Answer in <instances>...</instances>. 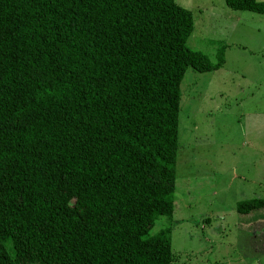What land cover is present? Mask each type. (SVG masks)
<instances>
[{
    "label": "trees",
    "instance_id": "1",
    "mask_svg": "<svg viewBox=\"0 0 264 264\" xmlns=\"http://www.w3.org/2000/svg\"><path fill=\"white\" fill-rule=\"evenodd\" d=\"M192 28L175 0H0V264L171 263L179 84L223 64Z\"/></svg>",
    "mask_w": 264,
    "mask_h": 264
},
{
    "label": "rangeland",
    "instance_id": "2",
    "mask_svg": "<svg viewBox=\"0 0 264 264\" xmlns=\"http://www.w3.org/2000/svg\"><path fill=\"white\" fill-rule=\"evenodd\" d=\"M175 2L192 15L187 47L212 63L222 49L223 64L183 74L173 210L150 234L170 226V264H264V209L235 211L264 199V15L224 0Z\"/></svg>",
    "mask_w": 264,
    "mask_h": 264
},
{
    "label": "crops",
    "instance_id": "3",
    "mask_svg": "<svg viewBox=\"0 0 264 264\" xmlns=\"http://www.w3.org/2000/svg\"><path fill=\"white\" fill-rule=\"evenodd\" d=\"M258 220H260L259 222H261V221H263L264 219H262V220H261V219H258ZM256 221H257V220H255V222H256ZM263 222H264V221H263ZM263 222H262V223H263Z\"/></svg>",
    "mask_w": 264,
    "mask_h": 264
}]
</instances>
